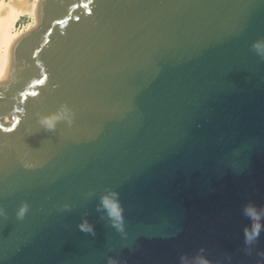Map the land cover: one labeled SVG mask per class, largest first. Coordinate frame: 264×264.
I'll use <instances>...</instances> for the list:
<instances>
[{
    "label": "water",
    "instance_id": "water-1",
    "mask_svg": "<svg viewBox=\"0 0 264 264\" xmlns=\"http://www.w3.org/2000/svg\"><path fill=\"white\" fill-rule=\"evenodd\" d=\"M257 41L264 0H37L0 76V264H264Z\"/></svg>",
    "mask_w": 264,
    "mask_h": 264
},
{
    "label": "clouds",
    "instance_id": "clouds-1",
    "mask_svg": "<svg viewBox=\"0 0 264 264\" xmlns=\"http://www.w3.org/2000/svg\"><path fill=\"white\" fill-rule=\"evenodd\" d=\"M253 47L256 49L257 53L264 55V41H257L254 43ZM59 120H65L69 124L72 122L71 110L67 107H62L61 110L50 117H44L41 119L40 123L43 124L48 130H54L55 124ZM116 193H110L108 196L103 198V204L110 208L109 215L112 218L113 225L118 229H122V217L121 212L118 207V202L114 199ZM25 211L24 207H21L18 215L22 216ZM252 219L258 220L257 214L251 215ZM261 225L259 223H254L252 228L245 229V244L251 245L256 237L259 235ZM109 264H117V261L110 260ZM179 264H214V262L209 259L205 254L204 250L200 249L195 258L189 259L186 254H181L179 256Z\"/></svg>",
    "mask_w": 264,
    "mask_h": 264
},
{
    "label": "bare ground",
    "instance_id": "bare-ground-1",
    "mask_svg": "<svg viewBox=\"0 0 264 264\" xmlns=\"http://www.w3.org/2000/svg\"><path fill=\"white\" fill-rule=\"evenodd\" d=\"M37 0H0V76L7 62L8 52L20 35L35 28ZM27 17L31 21L16 31V23Z\"/></svg>",
    "mask_w": 264,
    "mask_h": 264
},
{
    "label": "rangeland",
    "instance_id": "rangeland-1",
    "mask_svg": "<svg viewBox=\"0 0 264 264\" xmlns=\"http://www.w3.org/2000/svg\"><path fill=\"white\" fill-rule=\"evenodd\" d=\"M31 20L27 17H22L16 24V31L22 29L25 25H27Z\"/></svg>",
    "mask_w": 264,
    "mask_h": 264
},
{
    "label": "snow or ice",
    "instance_id": "snow-or-ice-1",
    "mask_svg": "<svg viewBox=\"0 0 264 264\" xmlns=\"http://www.w3.org/2000/svg\"><path fill=\"white\" fill-rule=\"evenodd\" d=\"M57 23H63V21H57ZM37 51H39V50H37ZM38 83H43V81L41 80V81H37ZM33 95H36V93H33Z\"/></svg>",
    "mask_w": 264,
    "mask_h": 264
},
{
    "label": "built area",
    "instance_id": "built-area-1",
    "mask_svg": "<svg viewBox=\"0 0 264 264\" xmlns=\"http://www.w3.org/2000/svg\"><path fill=\"white\" fill-rule=\"evenodd\" d=\"M17 24V23H16Z\"/></svg>",
    "mask_w": 264,
    "mask_h": 264
}]
</instances>
